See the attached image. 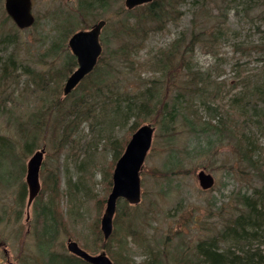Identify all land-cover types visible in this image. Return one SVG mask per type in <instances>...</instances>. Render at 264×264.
Masks as SVG:
<instances>
[{"label":"rangeland","instance_id":"1","mask_svg":"<svg viewBox=\"0 0 264 264\" xmlns=\"http://www.w3.org/2000/svg\"><path fill=\"white\" fill-rule=\"evenodd\" d=\"M4 1L0 0V39L5 35H14L16 42L0 46V57L5 59L13 53L11 56L36 71L47 72L51 69L52 74L56 75L63 68L64 53H59L53 60L49 52L50 41L56 38H53L55 32L51 31L55 28L51 17L55 19L61 14L60 18L65 19L66 16H73L77 0H33V12L39 20L34 26L24 30L18 29L9 19ZM122 7H125L124 0H110L106 10L96 11L98 16L87 21V28L99 20L107 19L112 25L110 30L116 34L114 29L118 28L119 19L123 17V14H119ZM204 10L207 11L206 15ZM74 19L76 18L73 16L71 21ZM146 27L151 26L149 24ZM205 30L214 32L216 39L213 35H205L197 45L188 46L189 36L198 35ZM147 32L145 40L136 39L143 42L142 47L134 51L135 63L141 64H135L137 74L121 76L126 88L140 89L153 80L158 74L151 64H147L148 60L156 57L160 51L169 49L178 38L184 37L178 52L184 53L186 49L190 71L184 64V69L179 68L180 75L170 78L171 83H176L178 88L184 87L190 81V72L196 71L203 73L205 79L210 75V79L224 82L225 87L222 83L220 96L208 104L214 107L220 103V116L224 120L226 116L236 120L235 124L231 121L221 128L223 131L216 134L213 131H202L199 128L202 124L194 132L191 128L182 126V121L178 118L171 150L183 152L177 153L182 158V165L176 169V174H172L170 181L158 178L161 176L158 171L168 167L170 162V153L166 149L168 143L164 142L162 134H158L154 119L149 117L147 120L151 121L141 123H152L156 130L141 172V203L135 206L140 215L139 232L143 233L144 239L136 243L128 238L129 253L136 263L141 264L151 258L147 251L159 250L161 264H177L172 257H175V251L179 253L180 246L186 247L187 243L192 246L199 237L208 235L213 230H221L226 219L241 208L237 195H251L254 188L262 184L256 176L258 172L240 160L239 140L243 138L241 124L244 119L241 122V117L232 104L234 96L243 90L241 82L245 77L260 75L259 81H264V1L252 0L244 4L233 0H179L170 21L161 29L148 28ZM118 37H121L119 33L108 50L104 47L107 53L117 43L120 44ZM138 38H142V33ZM58 39L60 41L61 37ZM65 48L68 49L67 41ZM175 63L178 64L179 60L176 59ZM23 70L20 66L14 68L10 82L0 86V135L10 136L17 145L14 146L15 153L21 156L25 165L24 174L16 175L12 183L0 178V264L46 262L38 252L35 203L29 211L26 210L27 200L23 205L20 203L21 186L26 181V166L34 152L25 156L22 154L23 141L15 122L19 114L27 116L37 106L47 103L42 101L43 94L34 87L31 76ZM55 83L56 78L49 81V90L55 87ZM27 85L32 88L29 89L31 93L27 99L24 97L21 100L20 93ZM190 87L191 85L187 89ZM172 95L173 93L168 94L166 99H170ZM64 98L61 92V99ZM4 99L6 108L3 106ZM12 100L15 107H12ZM195 105L197 108L193 107L190 112H186V116L193 119L190 114L197 110L199 117L207 119L211 111H207L201 103L196 102ZM257 105L258 108L264 106L262 101ZM11 107L17 110H13V115L10 113ZM104 124L105 126L94 121L83 122L72 132V139L75 140L73 147L67 144L61 153L52 151L49 136L44 139L43 146H39L46 150L40 171L41 190L43 188L45 192H40L39 199L42 202L49 200V184L56 174L61 188V196L57 198V211L63 214V222L52 247V251L57 254L69 253V239L76 241L89 253L105 251L112 259V254L117 250L118 242L113 241L112 247H109V240L104 241L100 219L112 187V174L117 162L111 143L121 141L129 135L132 120L128 125L119 124L115 127L108 125L106 120ZM250 127L256 134L258 144L254 158L261 159L264 157V131L261 133L253 125ZM100 129L102 131L99 133ZM248 134L250 132L246 128V135ZM16 166L18 167L16 161L1 164L0 173L7 169L17 172ZM201 170L215 178L212 189L204 191L199 186L197 174ZM69 182L72 185L70 192L66 191ZM74 183L76 187H73ZM120 207L118 206L117 212ZM262 250L264 251V246Z\"/></svg>","mask_w":264,"mask_h":264},{"label":"trees","instance_id":"2","mask_svg":"<svg viewBox=\"0 0 264 264\" xmlns=\"http://www.w3.org/2000/svg\"><path fill=\"white\" fill-rule=\"evenodd\" d=\"M249 1L252 0H233V2L244 4ZM109 3L110 0H77L73 16L79 19L80 23L76 19L71 21L73 16H66L65 19L60 18L61 14L59 13L55 19L50 16L51 20L55 22V28L51 31L55 32L53 38H56L50 41L49 52L53 60L59 53H64L63 68L56 75L52 74L51 69L47 72L36 71L35 68L23 64V61L11 56L13 53L5 59L0 57V86L8 84L12 79L14 68L20 66L25 73L31 76L34 87L43 94L42 101L47 103L37 106L27 116L19 114L16 119V129L23 141L22 154L28 155L37 150L39 146H43L44 139L48 136L51 139L52 151L55 153H61L67 144L73 147L75 140L72 139V132L76 131L83 122L94 121L96 124L101 123L105 126L104 121L106 120L108 125L115 127L119 124L128 125L132 120L129 135L121 141L117 140L111 143L115 151L114 157L117 160L123 153L132 133L141 123L154 119L156 123L154 125L158 127V134L165 137L164 142L168 143L166 149L170 153L169 165L158 171V174L161 175L158 178L170 181L172 174H176V169L182 165V158L177 153L183 152L176 153L175 149L171 150L179 121H182V126H187L194 132L197 131L198 125L202 124L199 127L202 128V131H213L216 134L223 131L221 128L231 121L233 124L236 123L234 118L229 119L226 116V120H224L220 116L222 111L220 103L214 107L208 104L209 101H215L220 96V90L223 88L221 84L223 83L224 87L225 84L210 79V75L205 79L200 71L190 72L188 75L190 81L185 83L184 87L178 88L176 83H171L170 78L180 75V70L185 68L184 64L190 71L186 59V49L183 51L184 53L178 52L184 37L178 38L170 45L169 49L160 51L156 57H151L148 60L147 64H151L155 69L154 72L158 74L153 80L136 90L128 89L122 84V75L137 74L135 64L140 63H135L134 51L136 52L143 45V42L140 43L137 40L143 41L147 38L148 28H163L170 21L179 3V0H155L132 11L122 7L119 14H123V17L119 19L118 28L114 29L116 34L110 30L112 25L109 20L104 19L106 25L101 33L103 53L97 66L71 94L62 100L63 88L61 89V85L77 66L76 58L69 49L65 48V41L74 32L87 29L89 26L87 21L98 16L96 11L106 10ZM206 12L204 10V15ZM207 16L209 17V12ZM38 20L36 16L35 24ZM149 24L151 27H146ZM118 33L121 36L118 37L121 41L120 44L117 43L107 53L104 47L108 50L109 46L113 45V40L117 38ZM140 33H142V38H138ZM205 35H213L216 39L214 32L205 30L198 35L189 36L188 46L190 44L197 45ZM12 42H16L15 36L5 35L0 39V46H8ZM204 42L207 43V41ZM187 50L189 51L188 48ZM176 59L179 60L178 64L175 63ZM179 68L181 69L179 70ZM259 77L260 75L245 77L246 79L241 82L243 90L234 96L232 106L240 115L241 122L244 119L241 124L243 138L239 140L240 160L248 163L258 172L256 176L262 184L255 187L251 195L246 193L237 195V202L241 208L226 219L221 230H213V233L199 237L192 246L189 243L186 244V247L180 246L179 253L175 251V257H172L177 264H264V251L262 250L264 246V157L254 158L258 144L256 134L250 127L253 125L261 133L264 131V106L257 107L261 101L264 105V81H259ZM53 78H56L55 87L49 90L47 86ZM189 85L191 87L187 89ZM29 89L32 88L27 85L20 93L21 100L24 97L27 99L30 95ZM170 93L173 95L170 99H166ZM13 101L12 107H15ZM196 102L205 106L207 111H211L207 119L199 117L197 110L189 113L193 119L186 116V112H190L193 107H196ZM3 106L6 108L5 99ZM11 110L10 113L13 115V110L16 109L12 108ZM149 117L152 119L147 120ZM246 128L250 132L248 135H246ZM101 131L102 129L99 130V133ZM219 141H221V137ZM14 146L17 145L10 136L0 135V165L12 164L13 161L18 163L17 172L7 169L6 172L0 173V178L8 183H12L16 175L22 176L25 172V165L21 161V156L15 153ZM59 184L56 174L49 184V200L42 202L38 197L34 202L38 221V252L44 257L45 264H89L69 253L57 254L52 251L54 240L63 222V214L57 211V206H59L57 198L59 199L61 196ZM70 186L72 185L69 182L66 191L70 192ZM73 187H76L75 183ZM43 190L42 188L41 192ZM27 196L28 189L25 182L22 183L20 191L21 205L27 200ZM118 206L121 207L116 212L114 231L108 239L109 247H112L113 241L118 242L117 250L112 254L114 260H112L115 264H138L130 256L128 247L130 244L128 238L133 239L136 243L144 239L143 233L139 232L140 215L136 211L138 207L131 206L125 201H120ZM180 228L181 226L177 231ZM105 246L104 244L103 247ZM147 252L150 253L151 258L141 264H161L159 250Z\"/></svg>","mask_w":264,"mask_h":264},{"label":"water","instance_id":"3","mask_svg":"<svg viewBox=\"0 0 264 264\" xmlns=\"http://www.w3.org/2000/svg\"><path fill=\"white\" fill-rule=\"evenodd\" d=\"M154 0H125L128 10L153 2ZM5 10L8 16L20 29L31 27L35 22L32 0H5ZM106 21L95 23L89 30L74 33L68 41V47L77 59V68L69 75L63 87L64 96L69 95L96 67L101 57L103 47L100 34ZM156 128L151 124L141 125L131 136L124 152L115 164L112 174V188L106 199V206L100 220V229L105 240H108L114 230V218L119 200H125L130 205L141 202V171L149 152ZM46 150L36 151L28 160L26 184L28 187L29 208L41 191L40 171ZM199 186L203 190L213 188L214 177L201 170L197 174ZM68 251L89 264H114L105 251L93 255L84 250L76 241L67 242Z\"/></svg>","mask_w":264,"mask_h":264},{"label":"bare ground","instance_id":"4","mask_svg":"<svg viewBox=\"0 0 264 264\" xmlns=\"http://www.w3.org/2000/svg\"><path fill=\"white\" fill-rule=\"evenodd\" d=\"M146 124H148V123H146ZM151 124H152V123H151ZM43 148H44V147H43ZM41 149H42V148H39V149L35 150L34 153H35L36 151H38V150H41ZM34 153H33V154H34ZM33 154H32V155H33ZM32 155H31V156H32ZM26 174H27V168H26ZM31 207H32V206H30V207L28 208V207H27V202H26V210L29 211V209H30ZM27 219H28V217H27ZM101 234H102V232H101ZM102 235H103V234H102ZM67 251H68V249H67ZM68 252H69V251H68ZM69 254H71V253L69 252ZM71 255H72V254H71ZM73 256H74V255H73ZM75 257H77V256H75ZM78 258H79V257H78ZM80 259H81V258H80Z\"/></svg>","mask_w":264,"mask_h":264}]
</instances>
